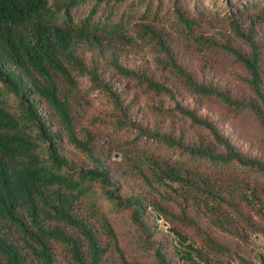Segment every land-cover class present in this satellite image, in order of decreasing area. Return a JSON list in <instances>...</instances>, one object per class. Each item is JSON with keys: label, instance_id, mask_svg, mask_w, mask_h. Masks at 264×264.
I'll list each match as a JSON object with an SVG mask.
<instances>
[{"label": "trees", "instance_id": "1", "mask_svg": "<svg viewBox=\"0 0 264 264\" xmlns=\"http://www.w3.org/2000/svg\"><path fill=\"white\" fill-rule=\"evenodd\" d=\"M157 1L0 0V264H58L59 247L69 264H106L111 252L128 264L104 203L129 210L140 245L155 264L171 263L164 244L152 241L149 208L177 239L175 251L184 264H254L236 256L213 233L240 241L264 235L263 161L241 153L209 121L179 107V113L212 132L222 152L201 146L182 149L176 157L140 151L128 158L150 191L169 197L171 210L142 194L123 196L115 178L119 167L95 157L91 133L81 137L77 132L68 88H77L81 77H88L91 88L106 92L115 103L119 126L128 122L118 94L79 54L81 45L104 52L114 44L150 38L168 57L167 67L174 74L200 94L213 93L173 58L166 39L150 23ZM227 6L225 14L232 19L235 8ZM176 15L191 28L182 12ZM134 16L142 21L132 24ZM239 31L237 27L249 53L224 48L246 70L253 100L244 103L227 96L222 100L237 113L251 114L264 131V47ZM198 41L206 46L204 40ZM112 57L109 64L118 75L155 94L172 93L146 72L123 67ZM153 138L181 146L164 135ZM65 143L94 159L93 164L74 163L63 153ZM116 150L120 158L127 157L122 149ZM259 263L264 264V255Z\"/></svg>", "mask_w": 264, "mask_h": 264}, {"label": "rangeland", "instance_id": "2", "mask_svg": "<svg viewBox=\"0 0 264 264\" xmlns=\"http://www.w3.org/2000/svg\"><path fill=\"white\" fill-rule=\"evenodd\" d=\"M159 1L150 23L156 25L157 31L166 39L173 58L191 74L198 85L213 93L203 95L189 87L183 76L174 74L167 67L169 59L156 42L145 38L133 44H114L112 50L104 52L85 45L78 49L88 68H97L102 80L108 82L118 94L128 125L119 126V112L115 103L106 92L91 88L88 77H81L77 88H68V101L79 136L89 132L95 137V157L107 159L108 163L119 167L115 169V178L119 181L121 194H142L147 200H156L174 210L169 197L157 195L146 187L136 169L131 168L128 158H135L140 151L157 153L161 157H176L182 149L201 146L221 153L212 132L179 113V107L209 121L241 153L264 162V131L258 122L249 113H237L222 100L223 96L244 103L253 100L246 83V70L224 46L237 49L242 54L249 53V46L236 33L238 27L239 32L251 35L264 47V0H229V4L226 0ZM243 2L251 4L242 7ZM227 5L235 8L232 19L225 14ZM175 9H180L177 11L182 12L188 21L191 20V28L180 22ZM141 21L137 16L131 19L132 24ZM198 40H204L206 46ZM112 56H116L117 62L123 67L146 72L172 93L155 94L138 82L118 75L109 64ZM157 134L179 141L181 146L171 147L163 141H157L153 138ZM136 137L137 140L132 141ZM62 147L63 153L74 163L86 166L93 164L94 159L69 144L65 143ZM117 148L122 149L124 155L126 152L127 157L120 158ZM118 160L120 162L116 163ZM104 207L116 230L127 263L155 264L153 256L140 245V232L132 223L129 210H119L106 203ZM150 210H147V220L154 231L152 241L164 244L171 264H184L175 251L177 239L167 229H163L164 223L154 219V213ZM150 212L152 215H149ZM213 236L236 256L260 264L259 259L264 255V235H251L246 241L218 231H214ZM192 238L199 241L195 235ZM57 253L58 264H69L61 247ZM110 256L106 264H122L116 253L111 252Z\"/></svg>", "mask_w": 264, "mask_h": 264}, {"label": "water", "instance_id": "3", "mask_svg": "<svg viewBox=\"0 0 264 264\" xmlns=\"http://www.w3.org/2000/svg\"><path fill=\"white\" fill-rule=\"evenodd\" d=\"M154 213H155V212H154ZM155 215H156V217H157L158 220L161 219L160 216H159L158 214L155 213Z\"/></svg>", "mask_w": 264, "mask_h": 264}]
</instances>
